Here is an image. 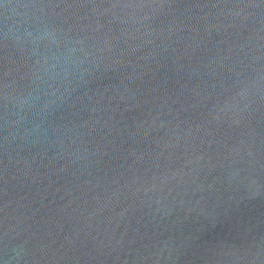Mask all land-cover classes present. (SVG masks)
I'll use <instances>...</instances> for the list:
<instances>
[{"label": "water", "instance_id": "obj_1", "mask_svg": "<svg viewBox=\"0 0 264 264\" xmlns=\"http://www.w3.org/2000/svg\"><path fill=\"white\" fill-rule=\"evenodd\" d=\"M9 13L0 264H264V0Z\"/></svg>", "mask_w": 264, "mask_h": 264}, {"label": "clouds", "instance_id": "obj_2", "mask_svg": "<svg viewBox=\"0 0 264 264\" xmlns=\"http://www.w3.org/2000/svg\"><path fill=\"white\" fill-rule=\"evenodd\" d=\"M9 3L10 0H4V3L0 4V15L4 17V24L6 32H12L18 34V38L22 36L28 37L27 44L28 47H35L39 43V38L34 35L33 30L29 27V17L27 15H21L20 13H15L18 19L12 20V26H9L8 20L10 18L9 13ZM20 7L26 8V5L21 4ZM15 29V30H14Z\"/></svg>", "mask_w": 264, "mask_h": 264}]
</instances>
